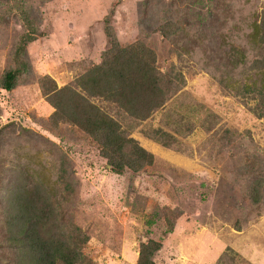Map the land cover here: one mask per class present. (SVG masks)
I'll return each mask as SVG.
<instances>
[{
    "label": "rangeland",
    "instance_id": "1",
    "mask_svg": "<svg viewBox=\"0 0 264 264\" xmlns=\"http://www.w3.org/2000/svg\"><path fill=\"white\" fill-rule=\"evenodd\" d=\"M21 10L30 13L36 39L17 58L26 31ZM263 14L264 0H0V264H14L9 247L24 228L16 216L28 201L55 238L76 228L87 237L88 264H137L149 239L162 244L155 264H216L223 255L264 264V116L217 82L231 72L224 44L246 50L249 67L250 35ZM106 20L120 45L142 42L162 72L173 67L185 80L165 108L131 129L154 155L138 173H112L88 134L54 122L48 83L41 84L46 77L60 89L98 65L109 46ZM167 21L175 24L162 29L171 38L159 29ZM238 68L231 77L245 78ZM9 70L19 71L7 92L1 81ZM98 104L127 133L124 112ZM186 106L190 117L166 127L175 132L170 147L142 133ZM204 111L213 121L189 123Z\"/></svg>",
    "mask_w": 264,
    "mask_h": 264
},
{
    "label": "trees",
    "instance_id": "2",
    "mask_svg": "<svg viewBox=\"0 0 264 264\" xmlns=\"http://www.w3.org/2000/svg\"><path fill=\"white\" fill-rule=\"evenodd\" d=\"M18 15L19 18H23V26L26 29L21 36V45L15 50V56L21 58L25 54L26 44L36 38L32 34L34 25L29 20L30 13L21 10ZM165 23L166 25L160 26L159 29L167 38H171L175 33L168 34L162 29H170V26L175 24L169 21ZM105 25L109 46L102 53L98 65H94L76 78L73 84L65 85L60 89H57L54 82L46 77L42 79L41 84L44 81L48 83H46V92L49 103L55 109L51 116L54 122L73 124L88 134L98 145L100 154L112 173L120 175L126 170L138 173L153 164L154 155L131 135V129L151 120L156 112L165 108L166 104L182 91L185 80L173 67L167 72H162L156 66L154 51L142 42L124 47L120 45L108 20L105 21ZM173 31L178 29L175 27ZM249 44L253 45L252 50L255 51L249 64L253 74H249L246 50L233 44H224L228 49L222 50L224 53L220 54L229 62L226 67L231 69L232 74L241 67V74L244 73L245 78L237 80L234 75L231 77L230 71H226L217 78V82L235 96L247 99L250 103V112L260 118L264 116V14L250 35ZM21 67L26 69V64H22ZM18 71L9 70L3 75L1 81L3 90L9 92L15 87ZM224 77L227 82L223 80ZM51 84H54V87ZM74 88H78L79 91L73 92ZM65 90L70 92L68 97L60 95ZM100 102L124 112L132 122V125L127 126V133L122 129L120 122L98 104ZM186 109L173 115L170 113L162 126L148 128L142 133L159 144V147H170L175 143L176 137H174L175 132L167 130L166 127H174V129L179 127L182 120L191 115L189 113L192 108L186 106ZM203 113L205 115L198 116L199 118L189 123L199 121L201 126L204 125V121H213L215 118L207 111ZM188 131H192V128H188ZM258 199L259 196L252 198L253 204H259ZM16 222L18 227L22 222L24 228L16 234V244L9 247L14 264L89 263L82 251V245L87 242V237L82 236L80 230L76 228L74 233L64 240L55 238L52 230L45 228L32 201H28L24 209L17 213ZM161 246L160 241L152 239L142 243L137 264H155L154 255ZM216 264L242 263L235 261L232 256L223 255Z\"/></svg>",
    "mask_w": 264,
    "mask_h": 264
}]
</instances>
